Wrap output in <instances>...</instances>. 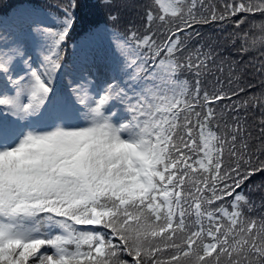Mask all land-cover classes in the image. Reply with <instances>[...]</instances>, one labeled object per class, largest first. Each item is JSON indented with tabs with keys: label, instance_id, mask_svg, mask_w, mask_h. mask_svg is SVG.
<instances>
[{
	"label": "snow or ice",
	"instance_id": "snow-or-ice-1",
	"mask_svg": "<svg viewBox=\"0 0 264 264\" xmlns=\"http://www.w3.org/2000/svg\"><path fill=\"white\" fill-rule=\"evenodd\" d=\"M0 264H264V0L8 6Z\"/></svg>",
	"mask_w": 264,
	"mask_h": 264
},
{
	"label": "trees",
	"instance_id": "trees-1",
	"mask_svg": "<svg viewBox=\"0 0 264 264\" xmlns=\"http://www.w3.org/2000/svg\"><path fill=\"white\" fill-rule=\"evenodd\" d=\"M20 2L21 0H0V14H2L7 9L8 6L14 5ZM209 2L219 3L220 0H209ZM82 3L92 5L94 3H98V0H82ZM199 27H200V30L206 35H213V36H217L218 38L228 35L226 31L221 30L218 26L216 28H213L211 25H205V26H199ZM192 43L195 45L196 41L193 40ZM231 49H232V46L228 44L225 46L223 50V55L224 57H226L224 61V73H223L224 75L228 74L229 61L239 59L236 52ZM254 118L259 119V114L256 113L255 117L253 115H249V122L251 123Z\"/></svg>",
	"mask_w": 264,
	"mask_h": 264
}]
</instances>
